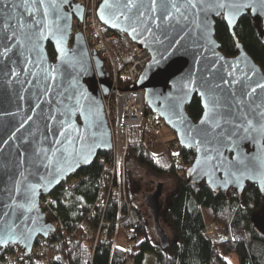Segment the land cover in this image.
<instances>
[{
    "label": "water",
    "instance_id": "obj_1",
    "mask_svg": "<svg viewBox=\"0 0 264 264\" xmlns=\"http://www.w3.org/2000/svg\"><path fill=\"white\" fill-rule=\"evenodd\" d=\"M102 5L103 0L99 9ZM64 10L69 13L66 34L52 35L49 30L37 50H32L31 46L28 51L13 48L11 60L0 62V232L5 224L15 222L13 231L17 233L10 239H0V251L10 245H19L26 255H30L38 236L55 234L52 221L40 207L41 197L51 194L113 145L103 102V95H108L112 87L109 70L98 51L91 55L82 34L71 38L73 18L82 17L83 5L72 0V6ZM248 13L262 24L264 31V9L246 10L235 15L225 11L224 19L234 36L239 19ZM98 15L100 18L99 10ZM103 15L104 19H100L109 29L127 34L150 52L152 58L132 89H143L146 106L176 134L180 146L196 151L195 159L187 170L188 178L194 182L205 181L215 191L234 188L240 193L248 183L257 184L264 199V117L249 116L251 127L243 120L229 117L230 122L225 124L222 119L224 131L216 140L197 145L191 139L195 136L200 140L197 131L204 127L200 124L206 101V97L200 95L206 87L202 78L211 79L221 64L225 65V70H229L227 65L231 64L238 66L239 70L231 69L236 71L237 77H242L244 72L252 76L249 69H254L252 79L264 83L263 68L237 38V55L227 56L221 50L215 36L216 18L219 16L208 14L209 27L201 51L199 46H192L186 33L177 36L176 32L169 31L166 36L154 25L150 31L135 25L137 31L133 32L118 13L113 16L111 11H105ZM201 18L198 17L197 22ZM192 36H199V31L194 30ZM174 38L176 43H172ZM49 43L55 48L54 59L48 52ZM25 57L28 63H24ZM212 60H216L215 65L211 64ZM184 85L189 86L185 88ZM257 92L264 96L260 89ZM66 96L73 98L65 101ZM195 96L200 98L203 107L198 120L187 110ZM173 101L178 104L175 110L170 107ZM257 103L264 101L258 99ZM68 105H72L70 117L62 114ZM219 131L215 129L213 135ZM60 132L68 133V140L72 143L65 141ZM54 140L64 143H52ZM38 148L49 149L44 165L40 164L44 158L34 154ZM14 181L21 188L27 184L35 189L30 201L31 210H27L29 205H26L22 216L21 210L12 207L13 204L24 203L20 193L11 197L8 194ZM161 195L162 184H158L153 193L145 196V202L152 215L155 235L164 245L170 240L160 223ZM259 225L264 232V219Z\"/></svg>",
    "mask_w": 264,
    "mask_h": 264
},
{
    "label": "trees",
    "instance_id": "obj_2",
    "mask_svg": "<svg viewBox=\"0 0 264 264\" xmlns=\"http://www.w3.org/2000/svg\"><path fill=\"white\" fill-rule=\"evenodd\" d=\"M215 30L221 50L227 56L239 53L237 38L264 70V31L262 24L251 13L239 19L234 28L235 36L221 16L216 18ZM48 52L53 59L56 57L51 43L48 44ZM105 65L109 68L107 62ZM187 110L198 120L203 113L200 98L195 96L187 105ZM150 112L152 110L146 106V113ZM157 118L161 127L163 120L158 115ZM145 142V129L133 128L126 159L125 197L129 204L123 206L125 218L122 224L126 229L131 228L128 236L134 239L133 245L128 249L117 246L112 251L111 237L115 232L119 196L110 194L106 207L105 193L99 199L101 201L97 200L104 166L96 159L91 165L79 169L49 196L55 218L63 222L66 231L74 233L83 221L89 227L97 226L104 217L108 223L104 229L109 238L98 243L94 254L84 241H62L57 249L52 250V264H126L130 257H134L135 264H144L148 252L154 254L153 264H232L228 256H234L236 264H264V232L254 220L264 203L259 186L248 183L240 193L234 188L215 191L205 181L194 182L188 178L187 170L195 159V150L179 147L176 152L171 148L153 156ZM133 163L147 167L156 176L176 180V187L170 193L164 212V221L173 235L168 244L161 245L158 240L154 242L152 239L150 221L137 204L139 190L136 180H133ZM16 247L22 250L19 245H10L0 251V261ZM28 257L29 264H44L41 255L30 254Z\"/></svg>",
    "mask_w": 264,
    "mask_h": 264
},
{
    "label": "snow or ice",
    "instance_id": "obj_3",
    "mask_svg": "<svg viewBox=\"0 0 264 264\" xmlns=\"http://www.w3.org/2000/svg\"><path fill=\"white\" fill-rule=\"evenodd\" d=\"M71 6L72 0H0V62L11 60L10 53L13 48L18 51L20 49L28 51L31 46L32 50H37L39 42L45 38L49 30L52 35L66 34L69 13L64 9ZM257 9H264V0H252L251 3H248L247 0H229V2H225V0H183V2L181 0H148L147 3L145 0H103L99 11L102 20L105 11H111L113 16L118 13L127 21L133 32L137 31L135 25L143 27L145 31H150L154 25L166 36L169 31L176 32L177 36L186 33L192 46H199L203 51L202 42L206 39L210 12L226 19L225 11L235 15L246 10L255 11ZM198 17L202 18L197 22ZM228 22L230 23V21ZM194 30L199 31V36H192ZM176 42L174 38L172 43ZM24 63H28L27 57H25ZM211 64L215 65L216 60H212ZM227 67L229 70H225V65L221 64L211 79L202 78L206 87L200 95L206 97V101L200 124L204 127L197 131L200 140H196L195 136L191 137L197 145L211 143L223 133L222 119L225 124L230 122L229 117L234 120H243L251 127L252 119H249V116L264 117V103H257L258 99L264 101V96L257 92V89L264 92V83L252 79L255 70L249 69L252 76L248 72H244L242 77H237L236 71L231 69L239 70L238 66L228 64ZM190 84L191 79H189ZM189 85L183 87L187 88ZM72 98V96H66L64 100ZM170 107L175 110L178 104L173 101ZM71 112L72 105H68L62 114L70 117ZM215 129H220V131L213 135ZM59 134L63 135L69 144L72 143L68 140V133L60 132ZM52 143L63 144L64 141L54 140ZM48 152L49 149L43 148H38L35 151L36 156L44 158L40 160L41 165L45 164ZM205 155L207 156L208 153ZM17 192L20 193V198L24 200V203L13 204L12 207L21 210L22 216L26 205H29L27 210H31L30 201L34 196L35 189L27 184L21 188L14 181V186L8 194L11 197ZM3 215L10 216L11 213ZM14 227L15 222L5 224L0 232V239H10L15 236L17 233L13 231Z\"/></svg>",
    "mask_w": 264,
    "mask_h": 264
},
{
    "label": "built area",
    "instance_id": "obj_4",
    "mask_svg": "<svg viewBox=\"0 0 264 264\" xmlns=\"http://www.w3.org/2000/svg\"><path fill=\"white\" fill-rule=\"evenodd\" d=\"M77 1L83 5L84 10L81 18L77 16L73 18L71 38L73 39L77 34L84 36L91 55L93 51H98L107 62L112 80L111 91L108 95H103V102L111 128L113 145L108 152H101L97 156L99 162L104 166L97 200L101 201L99 199L105 193L107 198L104 207H106L110 194L119 196V208L115 220V232H117L124 223L123 206L129 204L125 197V171L126 155L131 142V130L135 127L145 129L146 142L151 144H149V151L153 156H159L163 152L154 153L150 148L151 146L168 145V149L173 148L176 152L181 146L177 138L167 141L165 138L164 140L157 137L160 129L159 119L154 112L146 113L145 91L132 89L152 58L150 52L141 48L128 35L109 29L101 21L98 10L102 0ZM171 142H174L173 146ZM122 183L124 186L123 193L119 191ZM40 207L49 218L54 216L50 220L55 227V234H50L47 237L38 236L32 248L31 255H41L44 264H52L50 258L52 250L57 249L62 241L77 239L93 243L91 252L94 254L98 243L106 242L109 238L107 230L104 229V226L108 224L104 217L101 218L97 226L89 227L86 222H80L73 233V231H66L63 222L55 218L52 199L49 195L41 197ZM79 231L80 233H77ZM130 231V228L126 229L127 235ZM104 234L105 237L103 238ZM59 235L62 236L61 239H59ZM129 241L133 243L134 239L131 238ZM117 242L116 240L112 241V251L120 246ZM0 262L3 264H29L30 259L20 248L16 247L14 251L6 253ZM126 264H135L134 257H130Z\"/></svg>",
    "mask_w": 264,
    "mask_h": 264
},
{
    "label": "rangeland",
    "instance_id": "obj_5",
    "mask_svg": "<svg viewBox=\"0 0 264 264\" xmlns=\"http://www.w3.org/2000/svg\"><path fill=\"white\" fill-rule=\"evenodd\" d=\"M169 133H171V134H169ZM157 137L160 139L165 138L167 141H170L172 139L174 140V138L176 139V134L167 125H165V123L163 122V124L161 125V127L159 129V133H158ZM149 144L150 143H148V146H149ZM171 145L173 146L174 142L173 143L171 142ZM150 148L153 150L154 153H157V154H160L161 152L165 153L169 150L168 145L156 146V147L151 146ZM126 159H127V155H126ZM132 174L134 175L133 180H136V182L138 184L139 194L136 196L137 197L136 198L137 204L142 207V210H143L145 216L150 221V228H151V231L153 233L152 237L155 240H158V238L155 235L154 222L152 220V215L149 211V207L147 206V204L145 202V196L149 193H153L156 190V187L158 184H162L163 189H162V195L160 198V203L162 205V211L160 214V223H161L163 229L165 230V232L169 235V240L171 241L173 238V235L170 232L169 227L167 226V224L164 221V212H165V208H166L170 193L176 187V180L174 178H171V177L156 176L153 173H151L147 167L138 165L136 163H133ZM125 182H126L125 185H127V170L125 171ZM123 187L124 186L122 183V185L119 189V191L121 193H123ZM123 200H124V198H123ZM263 219H264V208L261 209V211H259L255 215L254 220H255L256 224L257 223L260 224V220H263ZM104 237H105V234H104L103 238ZM111 238H112L113 242H114V240L118 241L117 242L118 245L123 246L124 248H126V247L130 248L133 245V243L131 241H129V240H131V238L127 235L125 226H120L118 231L115 232L114 236ZM85 243H87V245L91 249L93 243H89L86 241H85ZM232 257H234V256H228V259L230 260V262L232 264H236L234 258H232ZM153 261H154V254L151 252H148L146 254L144 264H153Z\"/></svg>",
    "mask_w": 264,
    "mask_h": 264
},
{
    "label": "crops",
    "instance_id": "obj_6",
    "mask_svg": "<svg viewBox=\"0 0 264 264\" xmlns=\"http://www.w3.org/2000/svg\"><path fill=\"white\" fill-rule=\"evenodd\" d=\"M169 134H171V133H169ZM232 258H234V257H232ZM232 260H233V259H232ZM234 260H235V262H237L236 258H234Z\"/></svg>",
    "mask_w": 264,
    "mask_h": 264
},
{
    "label": "flooded vegetation",
    "instance_id": "obj_7",
    "mask_svg": "<svg viewBox=\"0 0 264 264\" xmlns=\"http://www.w3.org/2000/svg\"><path fill=\"white\" fill-rule=\"evenodd\" d=\"M154 242H156V240L154 238H152ZM159 241V240H158Z\"/></svg>",
    "mask_w": 264,
    "mask_h": 264
}]
</instances>
